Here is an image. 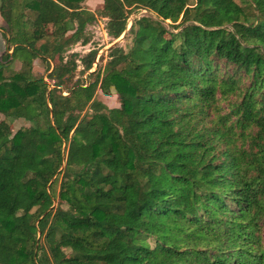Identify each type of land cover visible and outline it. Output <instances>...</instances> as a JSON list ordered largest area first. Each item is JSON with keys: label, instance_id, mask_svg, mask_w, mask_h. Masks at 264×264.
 Returning a JSON list of instances; mask_svg holds the SVG:
<instances>
[{"label": "trees", "instance_id": "1", "mask_svg": "<svg viewBox=\"0 0 264 264\" xmlns=\"http://www.w3.org/2000/svg\"><path fill=\"white\" fill-rule=\"evenodd\" d=\"M85 3L1 0L0 264H264V0H103L69 86Z\"/></svg>", "mask_w": 264, "mask_h": 264}, {"label": "rangeland", "instance_id": "2", "mask_svg": "<svg viewBox=\"0 0 264 264\" xmlns=\"http://www.w3.org/2000/svg\"><path fill=\"white\" fill-rule=\"evenodd\" d=\"M194 0H190V4H193ZM1 5V0H0ZM85 7L90 12L97 14V19L93 24L87 26L86 34L90 38L88 44L84 45L81 42L72 46L69 52L66 54L70 56L71 54L78 55V69L75 73L74 79L71 81L69 86L73 85L77 80L83 81L84 83H91L94 81V77H90V74L97 70L98 67H102L108 60V53L110 48L115 45L122 46L123 48H129L131 44V36L128 34L132 23L135 19H138L142 16H148L146 11H142L139 14H135L131 16L127 26V32L121 36L120 39L115 40L114 38L110 37L107 33V23L108 19L104 18L98 13L103 8V0H86ZM29 14V12H28ZM30 16V15H29ZM32 18V16H30ZM30 20V19H29ZM10 34L8 32L7 24L4 20L0 19V61L4 54H11L12 45L9 41ZM96 51V57L93 61V68L89 72H84V64L83 59L86 58L90 52ZM52 67V66H51ZM49 65L43 62L41 59H37L33 65V73L37 76L46 77L48 75ZM25 70L23 64L18 61H13L11 64V69L6 72V76H12L15 73L21 72ZM47 80V79H46ZM49 81V80H47ZM66 94V93H65ZM95 98L105 104L108 108H119L120 102L118 95L112 93L111 95H105L99 89L96 90ZM30 124L25 122L24 120H15L12 122V130L16 133L18 130L29 127Z\"/></svg>", "mask_w": 264, "mask_h": 264}, {"label": "crops", "instance_id": "3", "mask_svg": "<svg viewBox=\"0 0 264 264\" xmlns=\"http://www.w3.org/2000/svg\"><path fill=\"white\" fill-rule=\"evenodd\" d=\"M0 19L2 20V17H1V15H0Z\"/></svg>", "mask_w": 264, "mask_h": 264}]
</instances>
